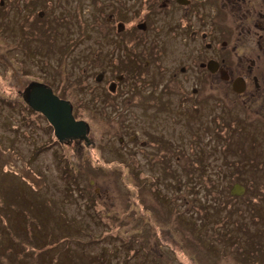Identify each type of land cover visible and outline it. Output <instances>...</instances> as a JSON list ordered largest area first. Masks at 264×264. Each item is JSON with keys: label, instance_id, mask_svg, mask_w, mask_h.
<instances>
[{"label": "rangeland", "instance_id": "374dc122", "mask_svg": "<svg viewBox=\"0 0 264 264\" xmlns=\"http://www.w3.org/2000/svg\"><path fill=\"white\" fill-rule=\"evenodd\" d=\"M79 1L89 20L93 0ZM65 6L54 7L48 22H30L32 14L10 8L4 19L0 11V93L14 98L31 81L50 84L89 123L96 145L86 150L81 142H59L46 118L25 103L13 99L0 106V242L11 244L13 231L26 240L0 264H19L14 255H24L23 264H40L38 238L25 239L40 223L49 229L42 238L54 239L41 264L56 258L54 245L61 250L67 244L63 264H264V122L254 111L259 100L244 106L245 98L218 78L214 97L199 112L191 102L181 116L178 95L170 102L160 90L170 81L169 67L186 61L194 44L165 37L177 15L164 16L149 34L168 41L170 54L161 58L167 70L158 72L152 63L155 70L144 75L151 85L140 86L137 100L121 114L110 98L102 100L105 91L96 76L106 70L103 86L109 92L116 67L105 54L114 50L121 58L140 47L130 43L117 50L107 36L119 38V22H84L76 0ZM135 13L126 18H132L126 28L141 16ZM127 35L139 36L136 29ZM98 56L105 61L99 63ZM126 72L140 79L136 67ZM179 76L186 86L197 82L194 72ZM126 82L124 96L113 99L132 98ZM240 177L261 182L233 196L230 189ZM79 190L84 198L77 197ZM56 201L66 221L73 220L61 221L57 230ZM226 238L232 243L225 246Z\"/></svg>", "mask_w": 264, "mask_h": 264}, {"label": "flooded vegetation", "instance_id": "af4514ba", "mask_svg": "<svg viewBox=\"0 0 264 264\" xmlns=\"http://www.w3.org/2000/svg\"><path fill=\"white\" fill-rule=\"evenodd\" d=\"M67 2L68 0H0V11L4 19L7 17L5 12L10 8L9 10L13 9L15 14L17 11L20 15L32 14L30 22H48L49 12L54 7L67 8L65 6ZM78 3L81 5L84 22H98L102 25L103 22H110L112 25L119 22L117 23V30L121 32L119 38L115 35L114 40L107 36V39H112L117 45V50L131 48L130 43L134 48L140 47L138 51L134 49L125 52V56L121 58L114 50L104 55L105 60L109 57L112 59V68L116 67L114 71L116 75L115 81H111L108 86V92L103 86L106 70L101 71L102 75L98 81L102 84L100 86L102 91H105L102 100L105 97L108 98L107 100L110 98L109 101L120 110L121 114H124L130 104L137 100L133 97L139 93L140 86L147 88L151 85L144 77L146 69L157 68L158 72L160 69L167 70L162 67L161 58H166L170 54L168 41L162 40L161 36L155 38L156 36L149 33L154 34L158 29L154 22H159L164 16L173 18L177 15V21L167 27L165 37L182 38L184 44L189 41L194 45L186 61L183 60L179 65L169 67L170 81L165 82L160 91H166L170 102L174 94L178 95L176 105L181 107V116H184L186 114L182 110L186 109L189 112L187 106H190L191 102L196 103L199 112L200 104L214 97L218 83L213 80L219 78L224 81L226 88L230 87L231 93L237 98H245L242 101L244 106L259 100L254 111L257 113V119L264 122V0H93L89 20L84 13L82 3L76 0V4ZM132 10L134 13L140 11L141 16L128 29L125 27V22H132V18L126 20ZM138 12L135 14L137 15ZM132 29H136L139 35L134 40L127 35V32L132 33ZM98 59H101L99 63L105 61L100 56ZM148 59L151 61H147ZM143 61L146 63L143 64ZM152 63H156L155 68ZM133 67L139 70L140 79L133 78V75L126 72ZM180 72H194L197 75V82L192 86H186V83L180 81ZM126 79L130 80L127 90L130 91L132 98L123 102L113 99L112 97L124 96V94L119 95L121 89L125 90L123 86L127 83ZM138 80H143L145 83ZM235 85L243 88V91H236ZM111 88L114 91H111ZM106 93L110 94L107 96ZM106 102L101 106L103 107ZM187 119L191 120L188 117ZM92 139L90 143L95 145L96 140ZM71 142L77 143L80 140ZM82 143L81 141L80 144ZM133 154L136 156L137 151L134 150ZM155 154L163 155L158 152Z\"/></svg>", "mask_w": 264, "mask_h": 264}, {"label": "water", "instance_id": "95a60500", "mask_svg": "<svg viewBox=\"0 0 264 264\" xmlns=\"http://www.w3.org/2000/svg\"><path fill=\"white\" fill-rule=\"evenodd\" d=\"M234 89L243 91L236 85ZM24 99L36 111L44 114L54 127L56 136L61 140L67 138L85 137L88 131V124L84 120H76L73 115L71 103L61 99L54 94L53 90L42 83H31L25 90ZM244 187L235 184L232 194H242Z\"/></svg>", "mask_w": 264, "mask_h": 264}, {"label": "trees", "instance_id": "16d2710c", "mask_svg": "<svg viewBox=\"0 0 264 264\" xmlns=\"http://www.w3.org/2000/svg\"><path fill=\"white\" fill-rule=\"evenodd\" d=\"M14 97H15V95H14ZM204 174H206V176H207V179L209 178V174H207V173H204ZM237 181L238 182H240V183H242L244 186H245V188H246V190H249L250 188H251V186H257L261 181H258V180H256V179H253L252 180V182L251 183H248L246 180H245V178L244 177H240V178H238L237 179ZM264 185L263 184H261L260 185V187H263ZM256 189H259V188H256ZM83 191V192H82ZM259 191L257 190L256 191V193L255 192H253V195H255V197H257V193H258ZM84 193V190H81V192H80V190H79V193H78V195H77V197H79V198H84L83 196H85V194H83ZM260 193H263V192H260ZM90 201V200H89ZM91 202L93 203V208L95 209V206H96V203H97V199L96 198H91ZM256 202H258V201H256ZM56 207H57V216H56V213H54V216H53V225H52V228H54V229H56L57 230V228L58 229H60V225L63 223V222H61V221H64L65 222V224H68V222L70 223H73V220H69L68 222L66 221V218L64 217L65 216V212H62L63 210H61L62 208L61 207H59V205L57 204V201H56ZM51 215V214H50ZM99 215V214H98ZM77 222V221H76ZM223 223V222H222ZM47 230H49L48 229V227L47 226H43V225H41V223L37 226V228H36V230H35V233H34V235L32 234V235H27L26 237H25V239H30V240H32L35 236H36V238H38V241H37V244H36V242L34 243V244H36V245H38V247L40 248V251H39V253L41 254V258H39L40 259V264H41V262L44 260V258H45V255H46V250L48 249V246H49V244L51 243H53L54 242V239H48V236L47 235H44V237H45V239L44 238H42V236L41 235H43V233L45 232V231H47ZM217 232V229H215V232H214V234ZM37 233H39V235L37 236ZM65 233H66V236H64V238H67V239H69L70 237H72V234L70 235V233L71 232H69V230L68 229H66L65 230ZM12 234L16 237V238H11V236H12ZM213 234V235H214ZM9 236H10V243L11 244H6V243H4V244H2L1 242V244L3 245V246H0V248H3V250L2 251H0V259H2V257L3 256H8V254L10 253V252H12V253H16L15 252V248H17V247H19V246H22L25 242H26V240H22L21 239V237H19V232H17V231H13V232H10L9 233ZM52 238V237H51ZM42 239V240H41ZM46 241H48V242H46ZM225 246H226V244L227 243H232L228 238H226L225 239ZM56 246L57 245H54L53 246V248H52V253L54 254V256H56V258H53V260L52 261H50V260H48V261H46L45 262V264H63L62 262H61V259H63V258H65L66 256H67V250L69 249L67 246H69L68 244L64 247V248H62L61 250H59V249H55L56 248ZM34 248L35 249H37V247L36 246H34ZM61 251V252H60ZM64 253V254H63ZM63 254V255H62ZM53 256V255H52ZM14 258L15 259H18V262H19V264H23L24 262H25V256L24 255H14ZM60 261V262H59Z\"/></svg>", "mask_w": 264, "mask_h": 264}]
</instances>
